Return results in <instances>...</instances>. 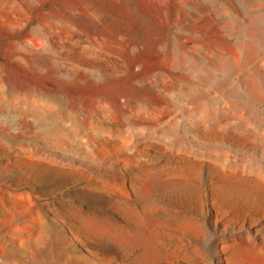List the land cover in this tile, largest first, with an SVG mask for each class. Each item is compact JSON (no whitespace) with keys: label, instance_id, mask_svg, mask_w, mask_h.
I'll return each mask as SVG.
<instances>
[{"label":"rangeland","instance_id":"374dc122","mask_svg":"<svg viewBox=\"0 0 264 264\" xmlns=\"http://www.w3.org/2000/svg\"><path fill=\"white\" fill-rule=\"evenodd\" d=\"M0 264H264V0H0Z\"/></svg>","mask_w":264,"mask_h":264}]
</instances>
